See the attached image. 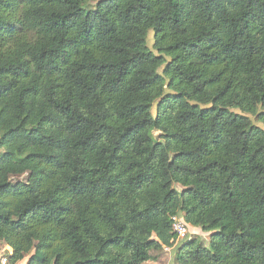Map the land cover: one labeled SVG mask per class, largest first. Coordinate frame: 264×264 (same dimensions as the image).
<instances>
[{"label":"trees","instance_id":"trees-1","mask_svg":"<svg viewBox=\"0 0 264 264\" xmlns=\"http://www.w3.org/2000/svg\"><path fill=\"white\" fill-rule=\"evenodd\" d=\"M0 243L264 264V0H0Z\"/></svg>","mask_w":264,"mask_h":264},{"label":"rangeland","instance_id":"rangeland-1","mask_svg":"<svg viewBox=\"0 0 264 264\" xmlns=\"http://www.w3.org/2000/svg\"><path fill=\"white\" fill-rule=\"evenodd\" d=\"M147 45L149 48L152 49L153 46V34L150 32L147 37ZM153 115L156 113L155 106L152 109ZM258 127H262L261 124H256ZM160 133L155 132L154 136L156 139L159 138ZM176 189L180 190L181 188L176 186ZM187 238L196 237L201 242L207 244L209 239V233L202 231L200 228L196 227H188L187 228ZM4 249V250H2ZM9 248L6 247V245L0 243V259L3 257H6V253H8ZM151 258L148 262V264H175L174 262V248H163L161 251L158 252H151ZM26 259L23 262H20L18 264H26Z\"/></svg>","mask_w":264,"mask_h":264},{"label":"built area","instance_id":"built-area-1","mask_svg":"<svg viewBox=\"0 0 264 264\" xmlns=\"http://www.w3.org/2000/svg\"><path fill=\"white\" fill-rule=\"evenodd\" d=\"M172 230L175 233L178 240L183 239L187 236V227L183 219L178 216L171 217ZM0 264H7V258L3 257L0 259Z\"/></svg>","mask_w":264,"mask_h":264},{"label":"crops","instance_id":"crops-1","mask_svg":"<svg viewBox=\"0 0 264 264\" xmlns=\"http://www.w3.org/2000/svg\"><path fill=\"white\" fill-rule=\"evenodd\" d=\"M2 250H4V249H2ZM7 254V253H6Z\"/></svg>","mask_w":264,"mask_h":264}]
</instances>
